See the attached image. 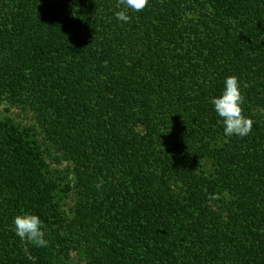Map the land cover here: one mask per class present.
Listing matches in <instances>:
<instances>
[{
  "label": "trees",
  "instance_id": "obj_1",
  "mask_svg": "<svg viewBox=\"0 0 264 264\" xmlns=\"http://www.w3.org/2000/svg\"><path fill=\"white\" fill-rule=\"evenodd\" d=\"M119 10L0 0V107L28 120L0 115V264H264V0ZM232 75L243 138L209 102Z\"/></svg>",
  "mask_w": 264,
  "mask_h": 264
},
{
  "label": "clouds",
  "instance_id": "obj_2",
  "mask_svg": "<svg viewBox=\"0 0 264 264\" xmlns=\"http://www.w3.org/2000/svg\"><path fill=\"white\" fill-rule=\"evenodd\" d=\"M149 3L150 0H120V10L116 11L114 16L117 21L128 23L131 19L129 12L142 11ZM209 102L220 118L218 123L223 127L224 138L233 136L243 138L250 134L254 122L242 114L244 97L238 77L235 75L226 77L221 93L210 98ZM12 225L15 235L22 241L26 240L37 248L48 246L45 225L38 215L32 213L17 215L13 218Z\"/></svg>",
  "mask_w": 264,
  "mask_h": 264
},
{
  "label": "rangeland",
  "instance_id": "obj_3",
  "mask_svg": "<svg viewBox=\"0 0 264 264\" xmlns=\"http://www.w3.org/2000/svg\"><path fill=\"white\" fill-rule=\"evenodd\" d=\"M6 111L7 110L3 106H2V108L0 107V115H1L2 119H12L17 124L20 123V122H22L23 125L28 124V120L23 115H21L20 113H18L16 111H12V110L8 111V112H6ZM63 168H64L63 166L56 167V166L51 165V169L53 171L61 172ZM207 168H208V172L207 173H210L211 172V168H210L209 164H208ZM71 203H72L71 198L69 196H64L63 199H62V202H60V205H61V208L63 210H67L68 207H70Z\"/></svg>",
  "mask_w": 264,
  "mask_h": 264
}]
</instances>
